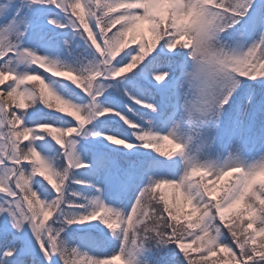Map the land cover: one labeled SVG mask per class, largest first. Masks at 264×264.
<instances>
[{"label":"snow or ice","instance_id":"6c2138e0","mask_svg":"<svg viewBox=\"0 0 264 264\" xmlns=\"http://www.w3.org/2000/svg\"><path fill=\"white\" fill-rule=\"evenodd\" d=\"M116 262L264 264V0H0V264Z\"/></svg>","mask_w":264,"mask_h":264}]
</instances>
